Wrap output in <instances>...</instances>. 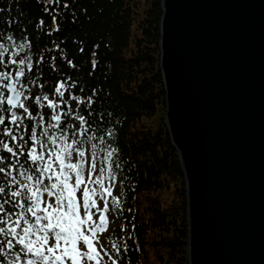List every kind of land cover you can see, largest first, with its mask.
<instances>
[{
	"label": "trees",
	"instance_id": "obj_1",
	"mask_svg": "<svg viewBox=\"0 0 264 264\" xmlns=\"http://www.w3.org/2000/svg\"><path fill=\"white\" fill-rule=\"evenodd\" d=\"M160 16V0H0L5 59L18 51L14 45H28L20 58L29 59L34 74L25 91L45 94L37 85L65 83L66 99L78 98L68 106L85 117L81 147L118 178L106 248L120 264H187L185 180L163 121ZM0 139L12 146L7 136ZM0 155L11 159L4 150ZM28 258L36 259L29 254L21 264Z\"/></svg>",
	"mask_w": 264,
	"mask_h": 264
},
{
	"label": "water",
	"instance_id": "obj_2",
	"mask_svg": "<svg viewBox=\"0 0 264 264\" xmlns=\"http://www.w3.org/2000/svg\"><path fill=\"white\" fill-rule=\"evenodd\" d=\"M187 264H264V0H160Z\"/></svg>",
	"mask_w": 264,
	"mask_h": 264
},
{
	"label": "snow or ice",
	"instance_id": "obj_3",
	"mask_svg": "<svg viewBox=\"0 0 264 264\" xmlns=\"http://www.w3.org/2000/svg\"><path fill=\"white\" fill-rule=\"evenodd\" d=\"M14 47L18 51L6 60L10 49L0 44V66L6 69L0 71V136L13 142L10 146L0 139V150L11 154L10 160L0 155V264H21L29 254L36 259L28 258L23 264H37V260L41 264H101L95 240L105 230L108 203L101 209L98 200L111 193L106 187L101 191L91 187L101 181L91 175L97 171L94 153L86 160L87 150L81 147L86 144L87 130L79 131L85 117L74 115V108L68 106V99L78 98L66 99L70 88L65 83L47 88L40 84L37 88L45 94L29 89V95L25 89L33 64L27 57L20 58L28 45ZM62 104L66 111L61 112ZM69 118L79 124L69 125ZM66 128L72 129L71 135ZM77 135L82 138L75 139Z\"/></svg>",
	"mask_w": 264,
	"mask_h": 264
},
{
	"label": "rangeland",
	"instance_id": "obj_4",
	"mask_svg": "<svg viewBox=\"0 0 264 264\" xmlns=\"http://www.w3.org/2000/svg\"><path fill=\"white\" fill-rule=\"evenodd\" d=\"M146 123L152 124L153 119L152 120L148 119ZM91 155L92 153L89 152V150L87 149V154L85 159L86 160L89 159ZM76 159L78 160L79 157H76ZM94 160L97 165V171L91 173V175L94 180L96 178H99V180L101 181V185H97L93 183L91 187L97 188L98 191H101L102 187H106L109 189V192L111 193V195L105 194L103 199L98 200V204L101 209H104L105 202L108 203V208L105 210V215H106L105 230L98 233L95 240V246L101 253V257H100L101 264H113V261H115V264H120V261L116 260L114 256H111L107 252L108 248H106V242H107L106 235L114 223V218L110 209V202L112 198H114L118 194V188H119L118 178L112 175L109 164H102V161H100L98 158L95 157ZM97 218L98 217H94V219ZM37 264H41V262L38 261ZM89 264H91V262H89Z\"/></svg>",
	"mask_w": 264,
	"mask_h": 264
}]
</instances>
